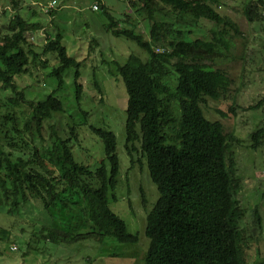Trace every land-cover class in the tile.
I'll return each mask as SVG.
<instances>
[{
  "label": "trees",
  "instance_id": "trees-1",
  "mask_svg": "<svg viewBox=\"0 0 264 264\" xmlns=\"http://www.w3.org/2000/svg\"><path fill=\"white\" fill-rule=\"evenodd\" d=\"M126 1L151 23L149 38L133 27H120L103 5L100 8L108 20L106 31L134 41L146 55L142 59L130 54L117 64L127 92L125 147L131 155L139 143L159 193L146 216L144 264H250L246 247L255 239L242 223L248 210L237 197L241 180L233 147L238 138L226 133L219 120L208 119L202 109L207 98L220 99L230 88L229 73L217 64L230 56L240 28L217 11L219 0ZM243 13L249 21H262L264 0H248ZM157 14L172 19H158ZM201 19L212 24L207 37L196 35ZM30 25L16 13L10 20L11 32L0 35V92L8 93L0 109V204L16 210L28 196L40 198L49 210L59 206L69 221L81 222L77 227H93L100 238L137 243V235L110 208L120 170L114 132L90 127L102 139L105 153V161L92 171L74 159L71 143L78 134L73 125L65 138L54 124L46 126L64 111L56 96L64 70L75 69L77 102L83 91L78 81L82 62L68 55L61 32L47 39L41 52L58 59L59 65L49 72L58 79L57 87L34 101L17 84L16 78L41 60L26 36ZM47 127L45 143L40 135ZM34 136L41 143L34 142ZM250 140L252 149L264 144V125L250 134ZM253 211L261 228L258 211ZM57 231L52 228L48 237L73 236Z\"/></svg>",
  "mask_w": 264,
  "mask_h": 264
},
{
  "label": "rangeland",
  "instance_id": "rangeland-1",
  "mask_svg": "<svg viewBox=\"0 0 264 264\" xmlns=\"http://www.w3.org/2000/svg\"><path fill=\"white\" fill-rule=\"evenodd\" d=\"M247 1L219 0L217 11L234 20L242 34L234 38L230 56L217 64L232 79L228 92L217 100L207 98L202 109L208 119L219 120L226 133L238 138L233 147L236 173L241 180L237 197L248 210L242 223L255 239L246 247V258L250 264H264V144L257 149L250 147V134L264 125V100L259 107H253L264 98V19L253 22L245 17L243 7ZM95 2L99 4L97 10L92 9ZM100 4L120 27H133L149 38L151 23L126 0H0V35L11 32L10 20L16 13L31 24L26 36L41 60L16 81L24 89L25 97L34 101L43 100L57 87L58 79L49 72L59 65L58 59L53 53H41L47 39L61 32L68 55L82 62L78 79L83 86L80 101L75 99V69L70 67L64 70L63 86L56 92L64 111L56 113L46 126L54 124L58 134L65 138L73 125L78 134V139L71 143L74 159L92 171L105 161V153L102 139L90 127L114 132L120 170L110 208L137 235L138 241L121 243L114 237L100 238L93 234V227L80 228L77 225L81 222L69 221L59 206L49 210L40 198L28 196L16 210L0 204V264H144L148 247L146 216L159 193L139 143H135L136 150L131 155L125 147L127 92L117 64H123L130 54L142 59L146 55L134 41L106 31L108 20ZM156 17L172 19L160 14ZM211 26L201 19L196 35L207 37ZM3 96L8 93L0 92L2 111ZM48 129L44 128L40 135L45 143L49 140ZM37 140L34 136V142ZM255 208L261 228L253 215ZM52 228L59 230V235L73 236L51 239L48 236ZM87 232L91 234L75 236Z\"/></svg>",
  "mask_w": 264,
  "mask_h": 264
},
{
  "label": "built area",
  "instance_id": "built-area-1",
  "mask_svg": "<svg viewBox=\"0 0 264 264\" xmlns=\"http://www.w3.org/2000/svg\"><path fill=\"white\" fill-rule=\"evenodd\" d=\"M98 6L99 4L97 2H95L93 5H92V9L93 10H97L98 9ZM49 9V8H48ZM162 48L161 47H157L156 50L157 51H160Z\"/></svg>",
  "mask_w": 264,
  "mask_h": 264
}]
</instances>
